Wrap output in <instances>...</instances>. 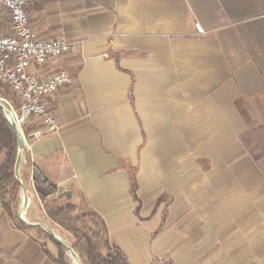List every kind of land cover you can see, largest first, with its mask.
I'll return each instance as SVG.
<instances>
[{"label":"crops","instance_id":"obj_1","mask_svg":"<svg viewBox=\"0 0 264 264\" xmlns=\"http://www.w3.org/2000/svg\"><path fill=\"white\" fill-rule=\"evenodd\" d=\"M27 12L38 38L73 42L29 70L72 83L44 99L59 127L29 135L20 178L32 184L35 166L96 212L129 264H264V0H37ZM41 242L58 256L0 203V264H55Z\"/></svg>","mask_w":264,"mask_h":264},{"label":"built area","instance_id":"obj_2","mask_svg":"<svg viewBox=\"0 0 264 264\" xmlns=\"http://www.w3.org/2000/svg\"><path fill=\"white\" fill-rule=\"evenodd\" d=\"M35 1L0 0V15L5 12L9 22V31L0 33V83L14 95L16 103L2 100L27 148L29 136L24 134L25 127L36 126L29 134L33 138L58 130L56 115L46 106L44 99L72 83V78L64 71H54L45 78H38L29 70L32 64L41 65L48 58L59 57L73 48V42L62 35L53 38L35 35L27 12V7ZM194 26L201 32L198 23Z\"/></svg>","mask_w":264,"mask_h":264},{"label":"trees","instance_id":"obj_3","mask_svg":"<svg viewBox=\"0 0 264 264\" xmlns=\"http://www.w3.org/2000/svg\"><path fill=\"white\" fill-rule=\"evenodd\" d=\"M34 129V128H33ZM31 131L25 127L24 134L29 136ZM0 149L4 151V159L0 162V203L9 223L13 228L27 231L32 226L25 224L13 212V207H17L20 201L19 182L15 177L14 165L17 157V141L13 131L0 109ZM31 181L37 196L42 202V210L45 221L51 225L55 223L65 227L72 232H77L83 239V247L79 249L81 262L83 264H129L124 254L115 246L109 244L107 238L106 225L102 218L94 211L82 208L72 202L70 195L65 192H59L56 185L51 182L42 171L33 166ZM134 182L132 190L134 191ZM91 217L97 221L100 227L101 238H104L106 253L100 251L99 235L97 233L89 235L87 228L80 229L77 224H81V218ZM48 239L53 242L55 239L46 233ZM41 249L52 259L55 264H68L64 258V247L57 242L59 249L58 256L52 257L41 242ZM71 247H73L71 245Z\"/></svg>","mask_w":264,"mask_h":264},{"label":"rangeland","instance_id":"obj_4","mask_svg":"<svg viewBox=\"0 0 264 264\" xmlns=\"http://www.w3.org/2000/svg\"><path fill=\"white\" fill-rule=\"evenodd\" d=\"M2 99H5L6 101H8L11 104L16 103V99H15L14 95L9 91V89L4 84L0 83V101L2 102V104H5V102ZM32 130H33V128L29 127V131H32ZM27 152H28V148L26 146H24L22 156H21V161H22L23 155L26 154ZM3 159H4V151L2 149H0V162ZM21 161H20V164H21ZM19 176H20V173H19ZM20 180H21V183L23 185V188L26 191L28 201H27L26 208L21 209V206H22V188H21V185L19 183V185H20V188H19L20 201H19V204L17 205V207H13L14 214L17 217H18V214H21L23 219H25L27 222L38 223L39 225H35V226L31 227L27 231L30 232L31 234L35 235L39 239H42L45 241L49 240L46 236L47 232L43 229V227L41 225H45V226L49 227L50 229H52L53 232L58 237V239H60L62 242L66 243L70 247H71V245L73 246V247H71V249L75 253L77 261L79 262V264H83L81 262V256L79 253V249L81 247H83L84 242H83V239L81 238L80 234L77 232L74 233V232L70 231L69 229H67L65 227H61L60 225L55 224V223H51V225H49L45 221V218H44V214H43V210H42L43 204H42V202L37 200L36 193L33 189L32 184L28 180L24 181L21 178H20ZM82 208H84V207H82ZM85 209L86 208H84L83 210H85ZM81 221H82L81 224L79 223V224H77V226L80 229H83V227H86L87 233L89 235L97 233V235H99V237H100L99 242H98L100 244V247H101L100 251L102 253H106V249H105V245H104L105 239L101 238L102 235L100 233V227L98 226L97 221L91 217L81 218ZM47 234H49V233H47ZM57 242L58 241L55 239L54 243L56 245H57ZM108 242H109V244H111L109 239H108ZM64 256L66 257V259L71 264H77L75 259L73 258V256L66 249H64Z\"/></svg>","mask_w":264,"mask_h":264},{"label":"water","instance_id":"obj_5","mask_svg":"<svg viewBox=\"0 0 264 264\" xmlns=\"http://www.w3.org/2000/svg\"><path fill=\"white\" fill-rule=\"evenodd\" d=\"M0 109H1L4 117L8 121V123H9V125L13 131V134L16 138V141H17V157H16V161H15V165H14V171H15V177L18 180V182L20 183L21 188H22V206H21V209H24L27 206L28 197H27L25 189L23 188V185L21 183L20 176H19L20 161H21V156H22L23 147H24V140H23V137H22V134L20 133V131L12 122V118H11V115H10L8 109L2 104L1 101H0ZM18 218L29 226L39 225V224L27 222L25 219H23L21 214H18ZM41 226L43 227V229L47 233H49V235H51L54 239H56L64 247V249H66L68 252H70V254L75 259L76 263L79 264V262L77 261L76 255L73 252V250L71 249V247L68 246L66 243L62 242L60 239H58V237L56 236V234L53 232L52 229H50L49 227H47L45 225H41Z\"/></svg>","mask_w":264,"mask_h":264},{"label":"bare ground","instance_id":"obj_6","mask_svg":"<svg viewBox=\"0 0 264 264\" xmlns=\"http://www.w3.org/2000/svg\"><path fill=\"white\" fill-rule=\"evenodd\" d=\"M26 208V207H25Z\"/></svg>","mask_w":264,"mask_h":264}]
</instances>
